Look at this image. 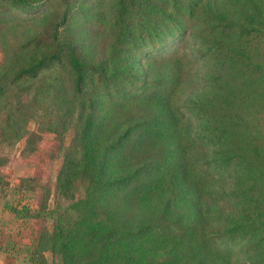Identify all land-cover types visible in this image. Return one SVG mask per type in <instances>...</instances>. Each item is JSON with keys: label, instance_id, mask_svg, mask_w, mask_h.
Instances as JSON below:
<instances>
[{"label": "trees", "instance_id": "trees-1", "mask_svg": "<svg viewBox=\"0 0 264 264\" xmlns=\"http://www.w3.org/2000/svg\"><path fill=\"white\" fill-rule=\"evenodd\" d=\"M11 12L41 13L0 69V141L29 133L47 96L74 115L56 189L70 199L87 183L71 205L81 215L56 217L31 264H47L45 250L57 264H264V0H0V21ZM78 19L109 35L104 56L85 49ZM191 79L199 89L182 100ZM135 101L151 113L110 134ZM135 132L160 150L133 167ZM12 186L39 189L34 176ZM129 202L136 222L119 214ZM159 206L178 213L151 220Z\"/></svg>", "mask_w": 264, "mask_h": 264}, {"label": "rangeland", "instance_id": "rangeland-1", "mask_svg": "<svg viewBox=\"0 0 264 264\" xmlns=\"http://www.w3.org/2000/svg\"><path fill=\"white\" fill-rule=\"evenodd\" d=\"M56 2V1H55ZM41 12L22 14L11 12L0 21V69L4 61L10 56L13 47L29 32L35 31L38 25L33 23ZM75 29L84 31L85 49L93 45L96 59L104 56L109 41V35L98 28L91 21H75ZM76 30L72 29L71 34ZM184 39L180 42L183 43ZM86 51V50H85ZM192 68H195L193 65ZM17 88V87H16ZM199 85L194 80L186 84L184 95L188 100L190 95L197 92ZM37 108L35 117L26 125L29 133L14 143L5 144L0 141V175L4 176L11 187L0 190V264H31L29 257L35 240L40 234L49 232L56 217L76 220L81 214L72 208V204L82 198L86 180L77 178L71 187L73 198L59 195L55 178L60 167L63 151L74 143V115L63 112L58 108H51L50 98H44ZM48 111V112H47ZM151 110L142 106L139 101L126 105L120 115L115 117L109 128V133H120L124 128L137 121L145 119ZM1 117V116H0ZM194 130V121H192ZM137 133L132 134L130 142L124 148L125 159L131 166L140 164L143 160L154 156L160 147L146 146L137 139ZM200 148L204 147L200 145ZM34 176L39 189L35 191H17L12 185L17 184L18 178ZM132 200V199H131ZM165 204V200H161ZM7 205L16 208L11 212ZM161 206V205H160ZM155 211L151 220L174 218L178 211L169 206ZM122 207V204L119 206ZM99 214L102 209L98 208ZM123 219L136 222L135 204L129 202L119 211ZM131 224V222H129ZM215 223L212 231H218ZM215 244L222 250L227 247L215 237ZM47 264H57L58 257L48 250L43 251ZM233 253L232 258H236ZM241 261V256H238Z\"/></svg>", "mask_w": 264, "mask_h": 264}]
</instances>
